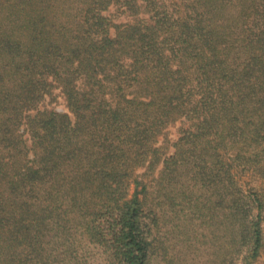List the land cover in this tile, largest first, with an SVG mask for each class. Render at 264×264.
Returning a JSON list of instances; mask_svg holds the SVG:
<instances>
[{"label": "trees", "instance_id": "obj_1", "mask_svg": "<svg viewBox=\"0 0 264 264\" xmlns=\"http://www.w3.org/2000/svg\"><path fill=\"white\" fill-rule=\"evenodd\" d=\"M262 250L264 0H0V264Z\"/></svg>", "mask_w": 264, "mask_h": 264}, {"label": "rangeland", "instance_id": "obj_2", "mask_svg": "<svg viewBox=\"0 0 264 264\" xmlns=\"http://www.w3.org/2000/svg\"><path fill=\"white\" fill-rule=\"evenodd\" d=\"M55 94H56L55 98L50 99L45 104L47 107H54V108L62 111L65 109L63 99H61L60 96L57 95V91ZM176 135H177V132L175 130V127H170L169 132H168V136L171 139H174L176 137ZM255 264H264V250L261 251V254L257 258V261Z\"/></svg>", "mask_w": 264, "mask_h": 264}]
</instances>
